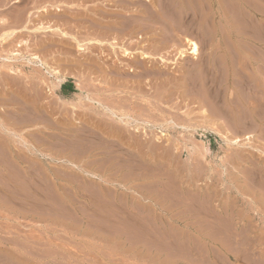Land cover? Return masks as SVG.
I'll return each mask as SVG.
<instances>
[{"label":"rangeland","instance_id":"obj_1","mask_svg":"<svg viewBox=\"0 0 264 264\" xmlns=\"http://www.w3.org/2000/svg\"><path fill=\"white\" fill-rule=\"evenodd\" d=\"M12 1L0 34L23 27L27 5L84 39L83 11ZM109 1L97 11L126 29L115 38L155 58L144 71L110 68L108 45L74 62L54 32L0 46V264H264V0ZM185 37L196 56L179 54ZM34 53L66 71L58 86ZM176 237L202 249H141Z\"/></svg>","mask_w":264,"mask_h":264},{"label":"bare ground","instance_id":"obj_2","mask_svg":"<svg viewBox=\"0 0 264 264\" xmlns=\"http://www.w3.org/2000/svg\"><path fill=\"white\" fill-rule=\"evenodd\" d=\"M5 0H3V3L1 2L2 6L5 4L4 3ZM14 2L20 3L22 0H13ZM12 1V2H13ZM41 1V0H40ZM43 1V0H42ZM52 1V0H51ZM102 3L100 4L103 8V6L107 5L108 3H105V0H55V2H43V5H41L40 7H37L36 10L37 12H41L42 14L44 13H51V12H55L57 14H60L61 12H65V11H72V10H81L83 11V14H81V20H79V25L78 28L79 29V34L82 35V37H84V39H80L78 38V36H76L74 33L73 34H69L67 33L65 30L61 29L60 27H51L49 24H45L44 22H38L35 23L33 18H31V10L29 12H27L29 9H27V5L22 6L21 11L25 13V16L23 15L24 13H19L20 15H16V20L14 18V20L16 21V23H22L21 25L23 26L20 29H16V30H11L8 32H3L0 34V46H4L6 44H12V41L15 40L14 37L16 34L20 33V32H35V33H40L44 34V33H50V32H54L55 35H58L57 38V42H59L62 47L61 50L63 49L64 54H73L72 61L75 62V56H78V54H86V53H91V55L94 53V49H102L104 48L105 45L109 46L110 51L112 52L113 56L115 55V59H116V64L110 68H115V69H120V70H126L128 69V73L130 71H134L136 69H139L141 67H143V63L145 60L147 59H152L155 60V58L151 55L148 54L145 51H141V50H137V52L135 51H131L129 49H127L126 47L123 46V44H121L122 42L118 41L115 37L116 35H118L119 33H122L123 30L125 28L121 27V22L118 20H111L109 21L108 18L110 17H106V14H103L97 11V8H101L100 5L97 3ZM146 1V0H145ZM160 1V0H159ZM29 2V1H28ZM107 2V1H106ZM109 2L112 3H119V5L122 8L127 7L129 4L132 3H136L139 6L144 3L143 0H111ZM23 3V2H21ZM36 3V2H35ZM33 3V5L35 4ZM42 3V2H41ZM141 3V4H140ZM149 3V2H148ZM153 3L154 0H153ZM152 3V4H153ZM9 5V4H8ZM32 5V6H33ZM114 8L116 4H113ZM37 6V5H36ZM26 7V8H25ZM31 7V6H30ZM35 7V6H33ZM131 7V6H130ZM158 7V6H157ZM165 7V6H164ZM181 7V6H180ZM2 8V7H1ZM0 8V9H1ZM16 10V8H15ZM149 11V10H147ZM20 12V10H19ZM7 13V12H6ZM36 13V12H35ZM73 13V12H71ZM2 14V13H1ZM187 14V13H186ZM191 14V13H190ZM73 15V14H72ZM63 16V15H61ZM122 16V15H121ZM129 16V15H128ZM179 16V15H178ZM13 17V16H12ZM60 17V16H59ZM71 17V16H69ZM133 17V15H132ZM140 17V16H139ZM146 17V16H145ZM152 17V16H151ZM41 18H43L41 16ZM65 18V17H63ZM62 18V19H63ZM124 18V17H122ZM143 18V17H141ZM169 18V17H168ZM174 18V17H173ZM66 19V18H65ZM63 19V20H65ZM68 19V18H67ZM72 19V18H71ZM146 19V18H145ZM1 23L3 26L4 24L7 23V18H1ZM12 20V19H11ZM14 20H12L14 22ZM43 20V19H42ZM70 20V19H69ZM69 20H66V22L68 23ZM155 20V19H154ZM52 21V20H51ZM128 21V20H127ZM133 21V20H132ZM156 21V20H155ZM12 22V23H13ZM64 22V21H63ZM123 22V21H122ZM10 23V22H8ZM15 23V22H14ZM27 23H31L33 24L32 28H29ZM78 23V22H77ZM154 23V22H153ZM158 24V23H157ZM161 24V23H160ZM128 25V24H127ZM153 25V24H152ZM8 26V24H7ZM11 26V25H10ZM63 26V25H62ZM140 26V25H139ZM9 27V26H8ZM17 27V26H16ZM21 27V26H20ZM120 27V28H119ZM135 27V26H134ZM138 27V26H137ZM185 27V26H184ZM11 28V27H9ZM5 29V28H4ZM167 29V28H166ZM75 30V29H74ZM73 31V30H72ZM76 31V30H75ZM120 31V32H119ZM126 31V29H125ZM78 32V31H77ZM135 29L134 28H130V30H128V32H126L129 36L134 35L135 34ZM125 33V35H126ZM169 33V32H168ZM112 34L113 39H110V41L106 42V40H102V37L107 38L108 36L110 37V35ZM140 34V33H139ZM31 35V33H30ZM138 35V34H136ZM124 36V35H123ZM122 36V37H123ZM39 37V36H38ZM56 37V36H55ZM98 37H101L98 38ZM118 38V37H117ZM138 38L141 39L140 36H138ZM18 39V38H17ZM108 39V38H107ZM125 39V37L123 38ZM56 40V39H55ZM123 41V40H122ZM162 42V41H161ZM132 43V42H131ZM136 43V42H135ZM27 44V40H21L20 43L16 44V47L19 48L22 45H26ZM158 45V44H157ZM173 46V45H172ZM56 47V46H55ZM144 47V46H143ZM17 49H13V50H9V54L12 55H19V52L16 51ZM103 50V49H102ZM161 50V49H160ZM104 51V50H103ZM188 51L192 56H196L198 54V44L196 43V41L190 39L189 37H185V47L181 48L179 50V54H184V52ZM66 52V53H65ZM159 52V51H158ZM75 55V56H74ZM87 55V54H86ZM89 54V58L91 56ZM97 57V55H95ZM68 57V55H67ZM88 57V56H87ZM159 57V56H158ZM157 57V58H158ZM77 58V57H76ZM112 58V57H111ZM79 61V59H77ZM89 60V59H88ZM162 63H166L168 64L169 62H167L168 60L160 57L159 59ZM27 61L29 63H31V65L33 66V68H41L42 66H46L48 69V72L50 74L53 75V77H55V79L53 81H51V83L53 85L51 86H55L57 85L60 81H62L66 75V71H63L62 73L59 72L58 70H56V67L53 68V66H49L44 60H42L38 55L34 54H30V56H28ZM91 62V65L89 67V70H93L94 66H98L96 65L97 62L92 60L90 58L89 60ZM130 62L132 63V66L129 64ZM78 63V62H77ZM133 64L135 66H133ZM142 64V65H141ZM158 65V64H157ZM81 66V65H80ZM151 66V65H150ZM11 69V68H8ZM114 69V70H115ZM102 70V69H101ZM142 70V68H141ZM12 71V70H11ZM144 71V70H142ZM91 72V71H90ZM94 72V71H93ZM96 72V71H95ZM138 72V71H137ZM140 72V70H139ZM10 73V72H9ZM111 74V73H110ZM120 74V73H118ZM125 74V73H124ZM105 75V74H104ZM116 78V77H115ZM113 79V78H112ZM85 81V80H84ZM79 82H82L81 80ZM79 82H76V86L79 87L80 85H82ZM117 82V81H116ZM50 86V85H49ZM58 86V85H57ZM48 87V86H47ZM56 87V86H55ZM50 88V87H49ZM48 88V89H49ZM52 88V87H51ZM50 88V90H51ZM82 88V86H81ZM54 89V88H52ZM81 90V89H80ZM77 98L81 99L83 97V93L81 92L80 94H77ZM87 97V96H86ZM111 117L110 118H114L117 119L118 121L123 120V117H119L117 116V113L114 112L112 109H109ZM125 118V117H124ZM112 120V119H111ZM123 122V121H122ZM120 123V122H118ZM120 124H124L126 125H130L129 121H125L124 123H120ZM126 129V128H125ZM133 129H136L135 127ZM130 132L132 130H129ZM139 130H136L135 132H138ZM125 132V131H124ZM123 130H119V129H110L109 130V136H120L122 135ZM132 134V132H131ZM253 197V196H252ZM236 252V251H235Z\"/></svg>","mask_w":264,"mask_h":264},{"label":"crops","instance_id":"obj_3","mask_svg":"<svg viewBox=\"0 0 264 264\" xmlns=\"http://www.w3.org/2000/svg\"><path fill=\"white\" fill-rule=\"evenodd\" d=\"M141 249H202L200 239L176 238H156L150 240Z\"/></svg>","mask_w":264,"mask_h":264},{"label":"trees","instance_id":"obj_4","mask_svg":"<svg viewBox=\"0 0 264 264\" xmlns=\"http://www.w3.org/2000/svg\"><path fill=\"white\" fill-rule=\"evenodd\" d=\"M66 86H68L69 89H70L71 91H73L71 83L63 84V85H62V88H65Z\"/></svg>","mask_w":264,"mask_h":264}]
</instances>
